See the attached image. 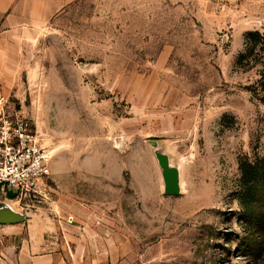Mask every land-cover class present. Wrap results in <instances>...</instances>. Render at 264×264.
Here are the masks:
<instances>
[{
    "label": "rangeland",
    "instance_id": "rangeland-1",
    "mask_svg": "<svg viewBox=\"0 0 264 264\" xmlns=\"http://www.w3.org/2000/svg\"><path fill=\"white\" fill-rule=\"evenodd\" d=\"M78 0L26 35L0 83L53 156L26 217L83 224L99 264H264L236 199L264 106L236 61L264 0ZM156 151L180 174L164 192Z\"/></svg>",
    "mask_w": 264,
    "mask_h": 264
},
{
    "label": "crops",
    "instance_id": "crops-1",
    "mask_svg": "<svg viewBox=\"0 0 264 264\" xmlns=\"http://www.w3.org/2000/svg\"><path fill=\"white\" fill-rule=\"evenodd\" d=\"M78 0H0V83L34 28ZM0 264H99L86 226L34 215L0 224Z\"/></svg>",
    "mask_w": 264,
    "mask_h": 264
},
{
    "label": "built area",
    "instance_id": "built-area-1",
    "mask_svg": "<svg viewBox=\"0 0 264 264\" xmlns=\"http://www.w3.org/2000/svg\"><path fill=\"white\" fill-rule=\"evenodd\" d=\"M224 11L239 0H213ZM53 156L21 112L12 109L0 86V204L43 201L54 186ZM74 217L67 223L73 225Z\"/></svg>",
    "mask_w": 264,
    "mask_h": 264
},
{
    "label": "trees",
    "instance_id": "trees-1",
    "mask_svg": "<svg viewBox=\"0 0 264 264\" xmlns=\"http://www.w3.org/2000/svg\"><path fill=\"white\" fill-rule=\"evenodd\" d=\"M242 72H254L255 81L245 87L251 98L264 106V31H250L245 36V47L236 61ZM239 202L243 218L261 236L264 246V154L254 160L240 161Z\"/></svg>",
    "mask_w": 264,
    "mask_h": 264
},
{
    "label": "water",
    "instance_id": "water-1",
    "mask_svg": "<svg viewBox=\"0 0 264 264\" xmlns=\"http://www.w3.org/2000/svg\"><path fill=\"white\" fill-rule=\"evenodd\" d=\"M156 157L158 164L162 169L165 194L172 196L178 195L181 190L178 168L170 164L166 154L156 151ZM25 219V215L16 211L11 203L0 204V224L23 223Z\"/></svg>",
    "mask_w": 264,
    "mask_h": 264
}]
</instances>
